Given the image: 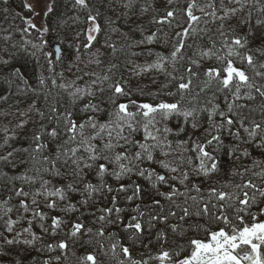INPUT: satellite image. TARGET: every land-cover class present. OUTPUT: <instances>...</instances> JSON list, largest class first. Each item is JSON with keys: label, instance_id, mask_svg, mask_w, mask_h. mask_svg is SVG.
<instances>
[{"label": "snow or ice", "instance_id": "1", "mask_svg": "<svg viewBox=\"0 0 264 264\" xmlns=\"http://www.w3.org/2000/svg\"><path fill=\"white\" fill-rule=\"evenodd\" d=\"M159 2L0 0V264H264V0Z\"/></svg>", "mask_w": 264, "mask_h": 264}, {"label": "trees", "instance_id": "2", "mask_svg": "<svg viewBox=\"0 0 264 264\" xmlns=\"http://www.w3.org/2000/svg\"><path fill=\"white\" fill-rule=\"evenodd\" d=\"M184 4V0H182V4H181V6ZM20 7H21V3H20ZM68 10H70L69 12H68ZM68 14L70 15L69 17H71V16H73V15H75V14H79V15H81V17L83 18V12H77L76 10H74L73 8H72V0H57V4H56V8H55V12H54V14H51L49 17H45V19H44V23H47L53 30H55L56 28H57V25L61 22V20L62 19H64L65 17H67L68 16ZM28 16H26L25 15V18H27ZM20 19V18H19ZM22 19H21V21L20 22H18V20L17 21H9V22H12V23H14L16 26H19V27H23L22 26ZM146 21H148V17H147V20H145L144 19V22H146ZM19 23V24H18ZM22 23V24H21ZM5 27H7V22H5V24H3ZM66 27V26H65ZM77 27V26H76ZM146 28H153V26H151V25H149V24H147L146 25ZM63 29H65V32H64V30ZM125 31H127L126 29H124ZM154 30V29H153ZM74 31H75V29L73 30V29H71L70 30V33L67 35V32H69L68 31V29H66V28H61L60 29V34L61 35H63V36H65L66 37V39L68 38V39H71L72 38V35L74 34ZM56 32L55 31H53V32H51L46 38L47 39H49L50 41L52 40V39H54L55 38V36H56ZM136 35V38L137 39H139L140 37H139V33H136L135 34ZM15 36H17V37H19V34L17 33V34H15L14 35V38H16ZM30 38H34V37H30ZM152 47H153V49H155V50H157L158 51V49L160 50V51H162V52H164L165 54L168 52V47H162L161 45H152ZM65 48V47H64ZM158 48V49H157ZM65 50H68V49H65ZM71 52H67L66 53V51H65V54L63 53V56H64V65L62 66V68H64V66L67 64V62L70 60V58H71ZM18 64L19 65H23V68H22V71H24L25 72V74H26V76H28V78L30 79V81L31 80H33L34 79V77H35V75L37 74V72L39 71L37 68H36V66L30 61V60H28L27 58H25V57H20V58H18ZM210 64H211V62H208V63H205L204 64V67L206 68V67H209L210 66ZM57 69H61V67H58ZM94 69V68H93ZM154 75V74H153ZM160 79L162 80L163 78L162 77H160ZM149 80V81H148ZM143 83L144 84H149V83H151V79H147L146 77L144 78V80H143ZM156 86L155 85H152V88L154 89ZM134 99H136V98H138V97H133ZM147 99V98H146ZM165 99H168L167 97H165ZM218 100H219V102H221V107H223L224 105H223V102H222V97H219L218 98ZM171 126H173V127H175V124L173 123ZM29 128H31V125H29ZM188 135H190V127H188V126H186V133H181L180 135H179V139H186L187 138V136ZM137 138H139V137H137ZM253 156L254 157H256V158H264V157H261V154L258 152V151H256V150H253ZM225 167H227V165H225ZM17 171H19V169H17ZM106 179H107V181H108V183L109 184H111L114 188L117 186V182L113 179V178H111V177H106ZM133 179H135V177H133ZM219 179L221 180V181H223V180H227V179H229V177H228V175L226 174V173H221L220 174V177H219ZM122 183H125V184H128V183H131V181L130 180H124V181H121ZM138 182H140V183H143V181H138ZM113 194H115V193H113ZM78 197H73V199H77ZM145 200H147V197H145ZM118 202H119V204H120V206H122V207H128V205L126 204V202L123 200V194H121L119 197H118ZM138 202V201H137ZM108 205V201L107 200H103V199H99V201H98V203H97V205H96V207H101V206H107ZM83 211V210H82ZM51 214H54V215H63V213H61V212H59V211H57V212H55V213H51ZM79 215V213H75V214H73V217H75V216H78ZM84 220H85V223H86V225L87 226H93L92 224H91V221L93 220V217L91 216V215H89L86 211H85V215H84ZM112 231H118V229H116V228H112L111 229ZM36 231H39L38 229H36ZM105 244H106V246H107V241H105ZM92 247H95V245H92V246H89L88 248H87V251H91L92 250ZM85 252V249L84 248H79L78 249V252H77V254L78 255H80V254H83ZM101 259H105V258H103V257H101ZM107 264H112V262H111V260H108L107 261Z\"/></svg>", "mask_w": 264, "mask_h": 264}, {"label": "rangeland", "instance_id": "3", "mask_svg": "<svg viewBox=\"0 0 264 264\" xmlns=\"http://www.w3.org/2000/svg\"><path fill=\"white\" fill-rule=\"evenodd\" d=\"M20 3H21V0H9V4H10V6H11V10H12V12H14V13H19L20 14V16H22V17H25V15L26 16H28V17H33V23H35L38 27H41V26H43L45 23H44V19H45V17H44V15H43V12H44V10H45V0H38V2H37V0H28V3H32V4H34V6H35V9H36V11H38L39 13H40V15H37V16H33V13H30V12H28L26 9H23L22 7H20ZM165 3H166V0H160V2H159V4H158V7L160 8V11H161V13H163V11H164V5H165ZM182 4V0H180V5ZM176 5H173V7H175ZM70 10H68V12H69ZM198 14V13H197ZM70 15L68 14V16L67 17H69ZM67 17H65L64 19H66ZM10 20H11V18H10ZM18 20V22H20L21 21V19H19V17H17L14 21H17ZM145 20H147V17H145ZM23 23V24H22ZM22 26L24 27L25 25H24V22L22 21ZM0 24H5V21L3 20V17H2V14H0ZM19 24V23H18ZM144 24H145V27H146V25L148 24L147 23V21L146 22H144ZM79 27H82V25H78L77 27H76V29L75 30H77ZM62 28H66V29H68V31L69 32H67V35L70 33V30L71 29H73V28H68V27H62ZM126 30H127V28H125ZM64 30V32H65V29H63ZM74 30V29H73ZM32 37H34L33 38V40H35V38H36V33L35 32H33L32 33V35H31ZM16 38H14L15 40H17V41H19L20 40V35H19V37H17V36H15ZM32 39V38H31ZM68 42H73L74 43V41H72V38L71 39H66V41H65V45H64V47H65V49H68V50H65L66 51V53L67 52H71L72 53V49L71 48H68L67 47V44H68ZM150 47H152V45L150 46ZM153 48V47H152ZM158 49V48H157ZM65 51H64V54H65ZM158 51H160L159 49H158ZM71 59H72V54H71V58H70V60L67 62V64L64 66V68H61L60 70L59 69H57V71H61L62 69L63 70H65V75L66 76H68L69 78H74L73 76H72V74L71 73H68L67 71H66V69H67V65H68V63L71 61ZM136 60H137V62H143L145 59H151V57H147V56H141V57H136L135 58ZM82 67V66H81ZM94 68V66H92V69ZM85 70H89V69H85ZM73 71H75V70H73ZM77 75H79V73H76ZM147 79H150V77H146ZM85 79H87V77L85 78ZM149 81V80H148ZM59 82V81H58ZM78 83H80V84H83V81H79ZM150 84V83H149ZM201 131H203V129H201ZM190 135L191 136H198V135H200V132H196V131H193L191 128H190ZM190 146V145H189ZM214 179H216L215 177H214ZM47 211V210H46ZM39 230V229H38Z\"/></svg>", "mask_w": 264, "mask_h": 264}]
</instances>
